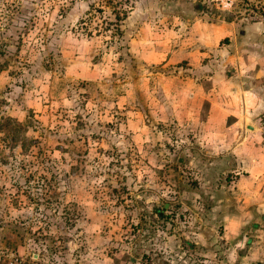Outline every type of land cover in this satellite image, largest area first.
Returning <instances> with one entry per match:
<instances>
[{
	"label": "rangeland",
	"instance_id": "rangeland-1",
	"mask_svg": "<svg viewBox=\"0 0 264 264\" xmlns=\"http://www.w3.org/2000/svg\"><path fill=\"white\" fill-rule=\"evenodd\" d=\"M184 1L0 0V119L31 121L13 148L0 134V264L208 261L206 175L160 103L169 76L129 52L145 15ZM196 1L246 14L247 0Z\"/></svg>",
	"mask_w": 264,
	"mask_h": 264
},
{
	"label": "crops",
	"instance_id": "crops-1",
	"mask_svg": "<svg viewBox=\"0 0 264 264\" xmlns=\"http://www.w3.org/2000/svg\"><path fill=\"white\" fill-rule=\"evenodd\" d=\"M176 7L171 20L145 15L129 52L169 76L171 100L160 103L206 175L202 263H264V20L215 19L196 0Z\"/></svg>",
	"mask_w": 264,
	"mask_h": 264
},
{
	"label": "trees",
	"instance_id": "trees-1",
	"mask_svg": "<svg viewBox=\"0 0 264 264\" xmlns=\"http://www.w3.org/2000/svg\"><path fill=\"white\" fill-rule=\"evenodd\" d=\"M3 68L0 67V73ZM31 124V121L26 123L18 122L10 117L0 119V134L5 135L6 139H9L10 146L13 148L19 143H23L26 139V127Z\"/></svg>",
	"mask_w": 264,
	"mask_h": 264
},
{
	"label": "built area",
	"instance_id": "built-area-1",
	"mask_svg": "<svg viewBox=\"0 0 264 264\" xmlns=\"http://www.w3.org/2000/svg\"><path fill=\"white\" fill-rule=\"evenodd\" d=\"M221 1V0H220ZM243 1V0H239ZM264 0H247L245 5V18H250L252 20H264ZM226 4V2H225ZM262 132L264 135V115L261 118Z\"/></svg>",
	"mask_w": 264,
	"mask_h": 264
},
{
	"label": "water",
	"instance_id": "water-1",
	"mask_svg": "<svg viewBox=\"0 0 264 264\" xmlns=\"http://www.w3.org/2000/svg\"><path fill=\"white\" fill-rule=\"evenodd\" d=\"M251 264H264V263H262V262H257V263H251Z\"/></svg>",
	"mask_w": 264,
	"mask_h": 264
}]
</instances>
